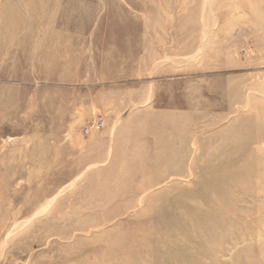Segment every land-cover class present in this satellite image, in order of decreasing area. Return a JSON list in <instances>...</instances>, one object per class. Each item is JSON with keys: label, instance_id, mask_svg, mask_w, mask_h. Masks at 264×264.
<instances>
[{"label": "rangeland", "instance_id": "obj_1", "mask_svg": "<svg viewBox=\"0 0 264 264\" xmlns=\"http://www.w3.org/2000/svg\"><path fill=\"white\" fill-rule=\"evenodd\" d=\"M0 264H264V0H0Z\"/></svg>", "mask_w": 264, "mask_h": 264}, {"label": "bare ground", "instance_id": "obj_2", "mask_svg": "<svg viewBox=\"0 0 264 264\" xmlns=\"http://www.w3.org/2000/svg\"><path fill=\"white\" fill-rule=\"evenodd\" d=\"M165 127H167V125L166 124H163ZM220 165L221 164H218V165H213V166H210V167H208L207 168V171H206V174H208L209 172H210V169H212V170H214V169H216V170H219V169H223V167H224V165H223V167L222 168H220ZM190 175H191V173H189ZM225 178V177H224ZM223 178V180L222 181H224V180H226V179H224ZM163 179V178H162ZM161 181V180H160ZM157 182H159V181H157ZM221 183H223V182H220V184ZM151 184H152V186L154 185V182H151ZM151 186V187H152ZM155 196H153V195H151V196H149V199H153ZM146 200V199H145ZM145 200H143V201H145ZM188 209H190V210H192V212H191V214H187V216H186V218H185V223L187 224V222H189V224L188 225H191L192 223H196V224H198L199 222H204V221H208V215H209V213H210V211H211V209H210V207H209V202H208V195L206 196V197H198L197 199H196V197H194L193 195L190 197V199H189V201H188ZM180 217H181V215H180ZM179 217H177V219H178ZM182 218V217H181ZM167 222H168V227H171V223H170V221H167V218H165V217H163L162 218V222H161V224H163V225H165V226H167ZM208 223V222H207ZM206 223V224H207ZM160 225H157L156 226V229H154V228H152V229H150V231H149V229L146 231V233H148V234H146L145 233V236H147V235H155V236H157V237H159L160 236V238H162V236H161V234L163 233L162 232V230H161V227H159ZM207 226V225H206ZM208 229V228H207ZM206 229V230H207ZM142 230H146V229H142ZM166 232L167 231H165L164 232V238H165V236H166ZM156 233V234H155ZM167 235H169V233H167ZM144 237V236H143ZM168 237V236H167ZM188 239H190V237H187ZM144 245L146 244V242H144L143 243ZM146 249V248H145ZM156 249V250H155ZM151 250V251H150ZM125 253H128L127 254V256H130V257H133V256H141V255H144V253H145V255L144 256H141L142 258H144V257H149V256H154L155 258H157V260L158 259H160L161 258V256H162V252H160V251H158V249H157V247H155V248H147L146 249V251L145 250H143V252H140L139 253V251H136V252H134V253H131V252H125ZM152 254V255H151ZM122 256V255H121Z\"/></svg>", "mask_w": 264, "mask_h": 264}, {"label": "built area", "instance_id": "obj_3", "mask_svg": "<svg viewBox=\"0 0 264 264\" xmlns=\"http://www.w3.org/2000/svg\"><path fill=\"white\" fill-rule=\"evenodd\" d=\"M104 124V122L101 120V119H99L97 122H95L93 125H92V129H94V130H98V129H100V127L102 126ZM85 133L87 132V129L84 131Z\"/></svg>", "mask_w": 264, "mask_h": 264}]
</instances>
